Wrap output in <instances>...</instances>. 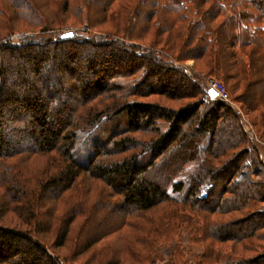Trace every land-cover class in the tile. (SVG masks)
Segmentation results:
<instances>
[{
  "label": "trees",
  "instance_id": "16d2710c",
  "mask_svg": "<svg viewBox=\"0 0 264 264\" xmlns=\"http://www.w3.org/2000/svg\"><path fill=\"white\" fill-rule=\"evenodd\" d=\"M225 2L40 0L44 7L58 5L59 15L85 16L88 30L110 25L111 37L51 34L13 46L4 38L20 26L15 19L33 28L49 24L33 0H0V204L8 214L0 217V264H71L57 251L72 226L87 218L90 207L75 195L84 184L98 188L105 201L98 207L113 214L93 245L123 228L135 231L130 255L114 257V264H190L192 258L264 264V249L248 256L255 242H264V209L256 210L264 204V182L239 180L248 161L242 117L169 62L193 60L194 72L223 80L242 111L257 114L254 125L263 131L264 0H239L243 10L232 14ZM146 41L161 51L140 52ZM128 79L132 93L125 97L128 87L121 84ZM154 94L191 102L174 109L129 99ZM113 116L124 117L123 128L97 136ZM143 132L152 135L144 143L135 136ZM253 152L255 171L261 164ZM53 153L60 159L31 160ZM52 201L57 217L73 211L59 226L61 238L49 245L34 230L41 218L53 217H43ZM73 201L77 207H70ZM88 220L98 225L100 218ZM193 245L202 253L194 256Z\"/></svg>",
  "mask_w": 264,
  "mask_h": 264
},
{
  "label": "rangeland",
  "instance_id": "374dc122",
  "mask_svg": "<svg viewBox=\"0 0 264 264\" xmlns=\"http://www.w3.org/2000/svg\"><path fill=\"white\" fill-rule=\"evenodd\" d=\"M33 1L35 5L37 6V8L46 16L47 24H49V26L45 27L44 29H41L38 27L33 28L30 25L26 24L23 20H19L18 18L15 19L17 14L15 11V7H13V15H14L13 19H15V24H20V26L17 29L11 31L12 33L10 35L8 34L7 37L4 38L5 43L11 44L13 46H20L23 43H26L27 42L26 38H29V37L39 42L42 36H48L51 34L53 36L55 35L65 36L66 32L74 33L72 39H78L76 37H80L82 39L94 38L95 40H105L106 38L111 37V35L106 36L108 34L107 30L111 28L110 25H105L104 27L96 26L92 30H88L87 29L88 25L86 24L87 21L85 19V16H81L82 18L79 17V19H75L69 13H63L59 15L60 8L58 7V5L54 6L52 4L51 6L48 5L47 7H44L41 4H39L40 0H33ZM224 4L226 5L225 10L229 14H232V11L230 10L234 9V12H237L239 10H243V7H244L243 3L239 2V0H226ZM0 9H3V8L0 6ZM190 10H191V7H190ZM0 21H1V18H0ZM263 22H264V19H263ZM2 37H3V32L0 26V39ZM119 39L124 41L122 37ZM129 42L130 41H128L127 43L130 44ZM121 43L128 45L125 42H121ZM134 43H138V42L134 41L133 44ZM140 44L141 45H140L139 51L145 54L151 51L153 52L161 51L160 49H156L152 45H149L148 41L142 42ZM169 62H172L173 66H178V67L180 66L187 73L188 72L191 73L194 78L198 79V81H200L205 86H207L208 81H211V80H217L218 82L226 85V83L220 78L207 77V76H203V75H200L199 73L197 74L196 72H194L196 65L193 60H188L186 62L179 63L178 60L172 59V61H169ZM196 68H199V67H196ZM121 85L128 87V89L130 90V87H132L133 84H132V81L128 79L124 81V83ZM128 89L123 91L125 93V97L129 96L130 93H132L131 90L129 92ZM227 95H228L227 103L237 113L239 112L238 114L240 115V117H243L244 120L249 121V123L253 126V131L256 136L254 141H251L248 137L249 135L247 134H246V137H242L244 141H247L244 143V147H243L245 148V150H248V156H247L248 158L246 160H254L253 151H255L258 154L257 158L260 162L259 164H261V160H264L263 158L264 157V134H263L264 129L262 131L261 125L259 124H256L257 126L254 125V119H256L257 114L247 115L245 111H242L241 105L236 103V101L233 99L234 97L232 98V96L228 92H227ZM129 99L137 100V101H145V102L147 101L151 103H158V104H161V105H164L170 108H174V109H178L181 106H185L191 102L187 100H171L167 98V96L156 95V94L143 96V97L136 96V97H132ZM96 103L100 104L98 101H96ZM96 103H94L95 108L98 110V107H101V106H98ZM86 109L88 110L91 109V106H88V108L81 107L80 112L81 111L84 112ZM86 114L87 112H85V115ZM85 115H82V116H85ZM260 117L261 119H263L261 115H259L258 118ZM258 121L260 123L259 119ZM123 124H124L123 116H118V117L113 116L111 120H108L105 123H103L101 126H99L98 129H96L94 133H97L96 134L97 136L103 139L104 138L106 139L107 137H110L112 135V132L115 128L122 129L124 126ZM241 124H243V122H241ZM135 136L142 143L149 141L150 138L152 137V135L149 134L148 132L139 133V134H136ZM192 136L194 138L196 137V135H193V134ZM207 144H208V141L206 140L201 141L199 142V147L201 148L202 146H206ZM59 159H60L59 155L56 153H53L50 155L33 156L31 160H59ZM221 160H224V159H221ZM260 168L261 166L259 165L258 169ZM248 170L251 172H254L252 166H249ZM262 173L263 171L254 172L255 178H250L247 181H242L240 179V181L243 182L244 184H250V183L255 184V183L264 182V174ZM97 189L98 188L96 186L84 184V186L79 187L78 191L75 192L76 196L81 195L85 199V201L80 203L79 205L89 206L90 209H88L87 211V215H86L87 218L82 217V219L78 220L72 226V232L70 233L69 239L66 240V242L68 243L65 244L63 249H60L57 251L60 254L69 256L71 260V264H114L113 263L114 257L117 258L119 255H123V253L127 257L130 255V252H128L127 248L131 246V240L133 238L130 235H132L135 232L132 228H123L125 229V233H122L121 230H119L118 233H116L111 239H109L108 242L98 241L94 245L92 244L93 239L100 237L102 233L105 232V228H103V226L105 225L104 223H107L109 218L113 217V214L111 213V211L100 209L102 207L104 208L105 201L102 199L103 198L102 193ZM0 195H2V191H0ZM1 203H4L3 199L1 200ZM101 204H104V205H102L101 207H98ZM62 205H63V202H58V206L61 207ZM56 206H57V203L55 204V201H52L48 205V207H46L43 213V217L45 213H50V212H52V214H50V217L51 216L53 217L51 219L50 218L48 219L49 217L48 215L47 219L46 217H44L43 219L41 218L42 221L39 223L36 230H34V232H36L39 236H41L42 238L50 242L49 245H52V243H54L56 240H59V238H61L64 229L62 227L59 228V226L60 224L63 226L66 224V222L71 217L70 211L71 212L73 211L71 208H68L67 212L63 216L57 217L56 214H54L55 213L54 209L56 208ZM74 206L77 207L78 203L74 205V201H73V204H71L70 202V207L74 208ZM257 209L259 210L264 209V204L262 205V204L256 203V210ZM3 215H8V214L4 213V210L1 208V204H0V217H2ZM92 216H96L100 218V221L97 223L98 225H94L96 222H90L88 220V219L91 220ZM50 224H52V227L50 226ZM140 225H143V224H140ZM90 244H92L90 248L86 249L85 251V248H87L86 246L87 245L89 246ZM255 245H256L255 251L248 253V256L255 255L258 253V251L260 252V249H264V242L262 243L255 242ZM192 247L195 249L194 256H196V254L202 253V249H200V247H195V245H193ZM168 250L170 251L169 247H168ZM127 260L130 261V258ZM195 262H196V258L195 259L192 258V262H190V264H196ZM157 264H169V263L167 260H165L162 262H158Z\"/></svg>",
  "mask_w": 264,
  "mask_h": 264
},
{
  "label": "built area",
  "instance_id": "2783aa9c",
  "mask_svg": "<svg viewBox=\"0 0 264 264\" xmlns=\"http://www.w3.org/2000/svg\"><path fill=\"white\" fill-rule=\"evenodd\" d=\"M188 74L191 75V73L189 72ZM206 88L209 91L215 90L217 92L218 96L216 97V99L219 98L220 100L227 102V99H228L227 91H226L225 86L222 83L218 82L217 80H211V81H208V85L206 86ZM242 122H243V128H244L245 134L249 135L248 137L251 141H254L256 136L253 131V126L249 123L248 120H244L243 117H242ZM249 166H251V162L248 160L246 162V166L243 168V171L240 174L239 180L241 179L242 181H247L250 178H255L254 172H257V171H263L262 174H264V160H261V168L258 170H255L254 172H251L248 170Z\"/></svg>",
  "mask_w": 264,
  "mask_h": 264
},
{
  "label": "water",
  "instance_id": "95a60500",
  "mask_svg": "<svg viewBox=\"0 0 264 264\" xmlns=\"http://www.w3.org/2000/svg\"><path fill=\"white\" fill-rule=\"evenodd\" d=\"M73 35H74L73 32H68V33L66 34V37H67V38H71V37H73ZM209 92H210V94H211V96H212V99H216V97L218 96L217 92H216L215 90H210Z\"/></svg>",
  "mask_w": 264,
  "mask_h": 264
},
{
  "label": "bare ground",
  "instance_id": "6f19581e",
  "mask_svg": "<svg viewBox=\"0 0 264 264\" xmlns=\"http://www.w3.org/2000/svg\"><path fill=\"white\" fill-rule=\"evenodd\" d=\"M66 34H67V33H66ZM63 38H65V39H70V38H67V37H66V35H65V36H63ZM71 38H72V37H71Z\"/></svg>",
  "mask_w": 264,
  "mask_h": 264
}]
</instances>
